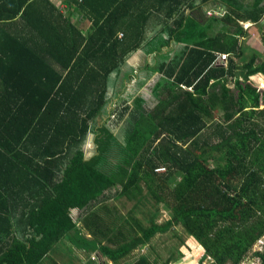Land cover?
<instances>
[{
    "label": "trees",
    "instance_id": "16d2710c",
    "mask_svg": "<svg viewBox=\"0 0 264 264\" xmlns=\"http://www.w3.org/2000/svg\"><path fill=\"white\" fill-rule=\"evenodd\" d=\"M263 21L264 0H0V264H46L66 239L119 264L177 225L212 264H264V91L249 79L264 53L235 62L240 23ZM135 53L157 102L121 101V129L102 124L86 159Z\"/></svg>",
    "mask_w": 264,
    "mask_h": 264
},
{
    "label": "rangeland",
    "instance_id": "374dc122",
    "mask_svg": "<svg viewBox=\"0 0 264 264\" xmlns=\"http://www.w3.org/2000/svg\"><path fill=\"white\" fill-rule=\"evenodd\" d=\"M240 24L242 25L243 29H245L248 32V35L241 40V44L244 46H248L249 50H247V53L245 54L246 59L236 58L235 62L239 66L248 64L250 62V60H248L250 58V55L256 54L255 63L262 64L263 58L260 55L264 53V44L262 43L261 34H262V30H264V27L255 26L252 23H240ZM138 56L133 55L126 61V63L122 66V72L119 74V76H114V74L112 75L111 85H110V88H112V90H109V93H108L110 102L107 106L105 115L98 117L97 122L93 123L91 126L93 131L89 134L87 142H86V146H85V152H86L85 158L86 159H89L90 156H92L95 152L94 139H95L96 131L99 129V127L102 124L104 123L107 124L110 128L113 129L114 132H117L118 130L121 129L122 124L121 123L116 124V121H113L114 117L117 115L119 111V106H121V101L126 100L128 103H131L134 98L140 97L146 101V106H149L151 108L155 106L157 99L154 96L152 89L154 85L156 84V82L159 80L160 76L157 73H153L147 70L146 69L147 67L146 65H148L147 63L144 66V62H140L142 60H147L149 62H152L151 57H148L146 59V58H142V56H139L138 58ZM221 59H223V57H221ZM130 62H134L133 65H131ZM249 79L255 85H257L261 91H264V85L262 84V81H264V73H261V72L256 73L255 75H252L251 77H249ZM230 85H233L232 82H230ZM263 103H264V99L262 100V104ZM174 179H177L176 176ZM116 194L117 193H115L114 189L109 191L105 196L107 199L106 203L118 204V205L122 203L121 201H119V199L115 198ZM123 209H124L123 211L126 213L127 211L125 210L126 208H123ZM136 216L143 219V215H140L139 211ZM158 217H159L158 220L160 222L169 218V216L165 212H162V211ZM185 235H187V233L184 232L181 226L179 225L173 226L167 232L157 233L155 236H153V238L151 239L149 243H147L143 247H140V248L136 247V249L134 248L135 249L134 251H137L140 253H147L149 251H152L153 249L156 253L161 255L162 258L164 259L170 253L169 247L177 248L185 244V240H186ZM67 242L68 240L66 239L64 240V242H61L58 246L67 247L69 246ZM190 242L194 244L193 246H191V248L189 247V250L192 252L191 257L194 260L195 258L199 259L200 257V264H202L204 260L206 263L212 264L211 258L209 257L202 258L203 250L201 249V247L198 246L194 241H190ZM104 243H107V241H104ZM150 247H153V248L149 249ZM73 250H74L75 256L83 258V256L79 255L78 249L73 247ZM64 252L65 251L63 250V253ZM80 253L82 254L84 252L80 251ZM67 256L70 258V262H72V259H74L73 254H68ZM83 259L82 261L80 260L74 261V264H87L89 260H85V258ZM261 261L258 256H254L253 259L251 258L246 259L242 261L240 264H257L258 262H261ZM99 262L101 264H104L101 261ZM157 262L159 263V260Z\"/></svg>",
    "mask_w": 264,
    "mask_h": 264
},
{
    "label": "crops",
    "instance_id": "0c3cea01",
    "mask_svg": "<svg viewBox=\"0 0 264 264\" xmlns=\"http://www.w3.org/2000/svg\"><path fill=\"white\" fill-rule=\"evenodd\" d=\"M53 2H56V4L61 5L63 3V0H53ZM76 10L77 9L69 11V9L67 8V10L63 12V14L67 17H71L72 21L79 24L80 26L83 25L82 28L84 29V32L87 33V30H90L91 28V23H85L84 21L85 19L83 17L84 14H82L81 12H77ZM134 55H137V56L139 55V56H142V58H144L142 53H135ZM133 63L134 62H130L131 65H133ZM72 213L76 214V216L79 215V211H76V210H73ZM185 236H186L185 244L182 243L183 245L177 248L169 247L170 253L164 259L162 258L161 255H159L152 249L153 247H150L149 249H152V251H149L147 253H140V252L134 251L136 249L135 248L130 252V254L125 256V258L119 264H135L139 261L140 257H145V256L148 259V264H198L200 263V257L199 259L195 258V260L191 257L192 252L189 250V247L191 248V246H193L194 244L190 242L192 241V239L189 236L187 235ZM110 245H113V244H110ZM63 250L65 251L64 253H63ZM97 253L99 252L98 251L93 252L91 255H89L88 252H84L81 254L79 250V255L83 256L85 260H89L87 264H101L99 261H101L104 264H114L111 260H109V258L101 255L100 253L99 254ZM68 254H73L74 259H72V262H70V258L67 256ZM48 255H49V258L47 261L48 263L46 264H53V262H57L58 264H74V261L76 260L82 261L83 259V258L75 256L73 247H69V246L67 247L56 246L55 248H52L49 251ZM50 258L53 262L50 261ZM158 260H159V263L157 262ZM142 264H145V263H142ZM202 264H208V263H206L204 260Z\"/></svg>",
    "mask_w": 264,
    "mask_h": 264
},
{
    "label": "built area",
    "instance_id": "2783aa9c",
    "mask_svg": "<svg viewBox=\"0 0 264 264\" xmlns=\"http://www.w3.org/2000/svg\"><path fill=\"white\" fill-rule=\"evenodd\" d=\"M263 249H264V236L261 237L260 239H258V241L255 243L253 251H256V250L262 251ZM253 258H251V259H253ZM257 264H261V262H258Z\"/></svg>",
    "mask_w": 264,
    "mask_h": 264
}]
</instances>
